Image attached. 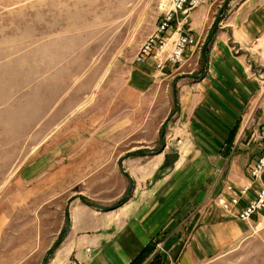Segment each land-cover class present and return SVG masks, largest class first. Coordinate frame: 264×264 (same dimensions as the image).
I'll use <instances>...</instances> for the list:
<instances>
[{"label": "crops", "instance_id": "crops-1", "mask_svg": "<svg viewBox=\"0 0 264 264\" xmlns=\"http://www.w3.org/2000/svg\"><path fill=\"white\" fill-rule=\"evenodd\" d=\"M73 21L53 19L52 26L71 27ZM79 25V33L66 29L39 35L27 48V64L14 68L18 77L10 79L12 89L5 94L18 107V117L13 119L19 125L11 133L17 147L4 151L14 158L3 168L13 171L18 184L28 186L36 180L43 181L38 186L58 187L60 197L80 181L85 186L95 180L100 187L106 185L105 177L90 172L94 162L99 173L107 170L108 148L95 146V140L107 138L108 119L92 116L89 102L107 65L92 63V41L98 37L92 22ZM175 26L167 36L176 37ZM184 31L203 46L202 72L197 75L198 58H191L195 48L187 50L183 65L167 64L163 71L156 69L150 56L153 68H147L146 85L149 88L157 80L172 84L175 103L167 108V115L174 114L171 133L185 140L184 157L169 165L168 152L162 148L153 157L145 153L128 159L125 170L133 187L131 198L113 211L74 202L68 210L61 254L85 264L91 257L96 264H129L159 230L166 231L171 221L185 218L181 229L185 227L189 235L174 264H204L233 248L264 219V209L248 222L237 217L260 187L250 180L249 169L264 152V118L255 116L262 109L264 117V0H207L191 12ZM131 73L133 89H141L134 81L136 73ZM241 115L251 127L249 140L236 147L245 128L239 125L227 145L231 132L243 122ZM119 123L122 127L123 121ZM200 139L214 146L205 147ZM39 154L43 156L35 157ZM48 155L54 158L48 161ZM76 155L87 158L76 164ZM190 155L201 156V161L189 163L185 156ZM211 155L212 160L203 157ZM250 182L247 194L228 211L217 203L219 199L229 204L227 186L239 190ZM176 238H171V253L178 245Z\"/></svg>", "mask_w": 264, "mask_h": 264}, {"label": "rangeland", "instance_id": "rangeland-1", "mask_svg": "<svg viewBox=\"0 0 264 264\" xmlns=\"http://www.w3.org/2000/svg\"><path fill=\"white\" fill-rule=\"evenodd\" d=\"M168 3L169 0H0V264H85L77 257L60 253L69 223L68 210L74 202L81 201L98 211H113L133 194L129 173L125 170L128 159L145 153L147 157H153L162 148L168 152L166 163L169 165L184 157L181 152L185 140L181 142L171 133L174 114L169 112L167 115V108L175 103L172 84L166 86L157 80L147 88V68H153L152 61H135L136 53L159 20L160 8H168ZM52 18L74 20V26H52ZM81 21L92 22L93 34L98 36L92 41L95 55L92 63L107 65L105 74L104 71L101 74V83L93 89L89 102L92 116L108 119L107 138L95 140V146L108 148L107 170L99 173L94 162L90 172L93 177H105L106 185L100 187L95 180L91 186H85L80 181L60 197L57 195L58 187L50 184L38 186L43 181L38 183L36 180L28 186L18 184L13 171L3 168L7 160L14 158V154H5L4 151L17 147L16 142L11 141V133H15L14 127L19 125L13 119L18 117V107L11 105V97L8 96L7 100L5 94L9 95L12 89L10 79L18 77L13 74L14 68L27 64V48L39 39V35L42 38L51 31L57 34L66 29L79 33ZM200 48L199 52L196 50L190 56L198 58L197 70L203 46ZM132 71L136 73L134 81L140 83L139 90L131 85ZM201 72L199 69L197 75ZM5 102L8 104L6 107ZM5 108L8 114H5ZM262 113L263 110L259 109L256 119L264 118ZM6 115L8 118H5ZM242 115L243 122L238 123V128L239 125H245V128L236 147L248 142L251 130L249 124H244L247 119ZM119 121H123L122 127ZM200 140L205 147L214 146L211 141ZM45 157L48 161L54 158L52 155ZM185 157L189 163H199V158H202L199 155ZM203 157L212 160L213 155ZM84 158L87 156L76 155V164L84 163ZM47 183H51L50 180ZM62 198L66 199L59 201ZM217 203L220 205L219 199ZM184 219H166L171 221V228L159 230L154 235L157 237L153 241L158 242L155 252L165 258L164 264H174L183 249L189 235L185 227L181 229ZM176 236L178 245L175 244L171 253V238L175 240ZM49 250L52 251L47 255ZM86 264L96 263L91 257L86 259ZM204 264H264V230L261 224L253 225L250 233L233 248L206 260Z\"/></svg>", "mask_w": 264, "mask_h": 264}, {"label": "built area", "instance_id": "built-area-1", "mask_svg": "<svg viewBox=\"0 0 264 264\" xmlns=\"http://www.w3.org/2000/svg\"><path fill=\"white\" fill-rule=\"evenodd\" d=\"M207 0H169L168 8H160L159 20L155 25L153 32L147 37L140 49L135 55V61L145 62L150 56L155 63L158 71H163L166 65L181 66L184 64L185 53L188 49L195 48L199 50L201 43L193 36L184 31L190 14L193 10L204 4ZM174 28L173 35L167 34ZM249 176L251 181L259 182L260 187L256 190L254 197L250 199L245 207L237 214L239 220L248 222L253 216L264 209V152L257 161L250 167ZM251 188L250 184L242 186L235 190L232 186H227L226 190L231 194L229 204L219 200V203L225 210L229 206L237 205ZM264 230V219L261 223ZM90 252L89 248L85 249Z\"/></svg>", "mask_w": 264, "mask_h": 264}, {"label": "trees", "instance_id": "trees-1", "mask_svg": "<svg viewBox=\"0 0 264 264\" xmlns=\"http://www.w3.org/2000/svg\"><path fill=\"white\" fill-rule=\"evenodd\" d=\"M238 125L231 132V135L227 139V145H231ZM124 200L121 201L118 206L122 205ZM157 241H150L147 243L141 251L130 261L129 264H164L165 258L158 252H155Z\"/></svg>", "mask_w": 264, "mask_h": 264}, {"label": "water", "instance_id": "water-1", "mask_svg": "<svg viewBox=\"0 0 264 264\" xmlns=\"http://www.w3.org/2000/svg\"><path fill=\"white\" fill-rule=\"evenodd\" d=\"M51 251H52V250H49V252H48V254H47V255H49V254L51 253ZM45 262H46V260H45Z\"/></svg>", "mask_w": 264, "mask_h": 264}]
</instances>
